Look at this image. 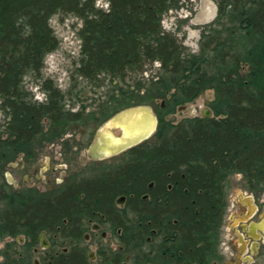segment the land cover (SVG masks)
Here are the masks:
<instances>
[{
  "label": "trees",
  "instance_id": "trees-1",
  "mask_svg": "<svg viewBox=\"0 0 264 264\" xmlns=\"http://www.w3.org/2000/svg\"><path fill=\"white\" fill-rule=\"evenodd\" d=\"M98 1L0 0V97L9 116L0 132V178L11 163L30 158L82 122L80 113L65 109L52 81L43 84L44 103L30 101L25 88L26 78L41 77L47 56L60 46L51 20L61 13L84 21L77 73L88 81H125L147 62L161 63L163 77L148 87L112 93L100 121L160 99L173 113L209 90L216 93L213 116L176 124L160 114L156 133L109 171L52 192L13 194L0 206V240L29 233L37 241L40 232L57 226L70 231L64 220L73 227L92 211L118 217L114 201L125 195L128 247H144L159 232L173 236V247L192 249L195 258L223 225L233 176L241 175L251 191H264V0H217L219 15L203 36L200 54L187 53L164 31V16L181 0H107L108 9ZM210 52L219 64L214 70L203 67ZM1 256L0 264L21 261L8 246ZM86 262L74 251L55 264Z\"/></svg>",
  "mask_w": 264,
  "mask_h": 264
},
{
  "label": "rangeland",
  "instance_id": "rangeland-1",
  "mask_svg": "<svg viewBox=\"0 0 264 264\" xmlns=\"http://www.w3.org/2000/svg\"><path fill=\"white\" fill-rule=\"evenodd\" d=\"M99 7L108 9L107 0H99ZM219 15V5L217 0H181L179 5L173 7L163 18V28L166 33L174 36L180 46L187 53L200 54L202 39L205 34L211 31L212 24ZM51 24L60 40L58 50L48 55L45 62V68L42 76L30 75L25 80V88L29 94L30 101L33 103H44L47 101V93L43 89L46 81H52L63 93L62 103L66 110L81 114V123L76 125L68 134L64 135L52 143H43L37 147V152L30 158L21 157V164H32L34 167H48L53 172L50 173L55 179H60L63 184H69L73 181L89 179L100 175L119 163L122 156H115L100 163H90L84 156L89 147L90 135L101 129L107 124V121H100L102 108L112 93L125 95L127 91L148 87L152 81H157L163 77L161 63L147 62L138 72H130L125 81L111 79L110 77L101 78L100 82L93 83L77 73V69L82 59L81 47L82 40L80 31L83 28L84 21L74 15L58 14L55 15ZM215 54L210 52L206 54L205 69L214 70L218 68V62L214 59ZM143 88L141 94L144 93ZM122 92V93H121ZM122 95V96H123ZM216 93L209 90L191 103L178 107L173 113L167 112L166 99H160L151 106L160 117L164 116L166 121L180 123L181 121L202 117L206 110H211L210 103L215 100ZM3 100L0 97V132L4 130L9 116L3 109ZM45 125L47 122H44ZM116 136L120 135L119 129H114ZM39 160L35 157L39 156ZM28 159V162L24 160ZM47 158V159H46ZM49 159V160H48ZM37 161V162H36ZM6 171L0 179V206L10 201L13 194H25L29 191L46 189L47 184L39 181L35 185L33 172H29V179L33 181L30 186H24L15 189L7 183ZM10 173L23 182L24 175H20L18 170H10ZM48 175V177H50ZM61 183H57L59 186ZM229 206L223 221V251L226 258L239 256L242 264H251L247 260L252 256L253 239L250 238L246 229L250 221L256 218H250L252 213H248L249 207L264 204V191L255 192L249 190L241 175H235L230 179L228 189ZM31 193V192H30ZM13 241L12 238L5 237L0 241V249L5 251L6 246ZM3 257L0 258L2 261ZM252 264H264L263 253L256 258Z\"/></svg>",
  "mask_w": 264,
  "mask_h": 264
},
{
  "label": "flooded vegetation",
  "instance_id": "flooded-vegetation-1",
  "mask_svg": "<svg viewBox=\"0 0 264 264\" xmlns=\"http://www.w3.org/2000/svg\"><path fill=\"white\" fill-rule=\"evenodd\" d=\"M153 111L160 121L159 116L154 109ZM99 131L100 129L96 132L95 136L94 133L93 135H90L89 147L84 153V156L88 159V162L96 164L121 155L122 160L114 165L120 164L125 159L128 150L104 159H94L90 156L89 150L92 144L96 141ZM39 157L40 155L35 157L33 161L36 159L38 161ZM20 161L21 157L11 163L7 168L8 172L5 174L7 183L12 186L14 190L20 189L22 185L27 187L30 186L33 180L31 178L29 179L28 173L31 172V170L35 177L33 182H35L36 186L39 181L47 184L46 189L43 188L44 190L37 188L35 192L29 191L25 194L52 192L61 187L82 181L76 180L69 184H63L60 179H55L50 175L53 171L49 164H47L48 167L43 166L39 169L32 164H21ZM25 161L28 162V159ZM40 163L42 162L40 161ZM12 169L19 171V177L24 175L23 182L17 180L18 177L15 178L12 173H10V170ZM109 170L110 168L105 172ZM8 174L11 175L12 181H10ZM48 175H50V177H48ZM57 183L61 184L57 186ZM149 188H154V183H151ZM114 210L118 217L107 215L103 211H92L89 216L77 217L78 223L73 227L69 225L68 220H64L65 226H68L70 231H64L62 226H57L56 231L40 232L37 235V241L33 239L34 235L29 233H22L16 237H9L13 239V241L7 245L9 248V254L13 259L23 261L22 263L21 261H17L14 264H55L56 259L61 255H68L74 251L85 255L87 261L85 264H242L238 255L229 259L225 256L222 247L223 225L219 228L217 237H215L214 234L211 236L212 238L209 243L210 247L206 249V252L205 250H202L200 253L197 251L194 255L195 258L191 257L192 249L187 250L183 247H173V236H165L159 234V232H155L154 237H148L147 244L144 247H128L127 236L124 232L125 226H123L127 219L128 196L122 195L115 199ZM248 213H252L250 218H256L254 221L248 223L246 229L250 238L253 239V254L247 260L248 263L252 264L264 250V230L260 228V225L264 224V204L262 207L257 205L252 206V208L249 207ZM117 218L120 219V222L115 224L114 221ZM176 223L177 222L175 221L174 225ZM0 250L2 251V249ZM1 257H3V259L0 262H3L4 256Z\"/></svg>",
  "mask_w": 264,
  "mask_h": 264
},
{
  "label": "water",
  "instance_id": "water-1",
  "mask_svg": "<svg viewBox=\"0 0 264 264\" xmlns=\"http://www.w3.org/2000/svg\"><path fill=\"white\" fill-rule=\"evenodd\" d=\"M204 117H212L213 112L206 110ZM159 120L149 105L126 108L114 115L103 126L89 153L94 159H104L123 153L149 140L157 131ZM119 129L116 136L111 130ZM10 181L12 177L8 174ZM124 199V198H122ZM264 230V224L260 225Z\"/></svg>",
  "mask_w": 264,
  "mask_h": 264
},
{
  "label": "bare ground",
  "instance_id": "bare-ground-1",
  "mask_svg": "<svg viewBox=\"0 0 264 264\" xmlns=\"http://www.w3.org/2000/svg\"><path fill=\"white\" fill-rule=\"evenodd\" d=\"M226 31V30H225ZM51 54V53H50ZM111 103V102H110ZM112 131V130H111ZM20 199V198H19ZM12 206V205H11ZM94 207V206H93ZM116 208V207H115ZM94 209V208H93ZM11 211V210H10ZM15 212V211H14ZM76 216V213H75ZM78 223V222H77ZM81 230V229H80ZM89 230V229H88ZM86 231V230H85ZM38 232V231H37ZM40 232V231H39ZM84 233V232H83ZM174 233V232H173ZM130 235V234H129ZM172 238V237H171ZM181 240V239H180ZM205 245V244H204ZM179 248V247H178Z\"/></svg>",
  "mask_w": 264,
  "mask_h": 264
}]
</instances>
